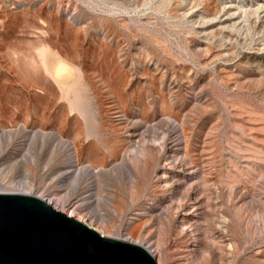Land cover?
Returning a JSON list of instances; mask_svg holds the SVG:
<instances>
[{"label": "rangeland", "instance_id": "374dc122", "mask_svg": "<svg viewBox=\"0 0 264 264\" xmlns=\"http://www.w3.org/2000/svg\"><path fill=\"white\" fill-rule=\"evenodd\" d=\"M191 3L0 0V182L158 264H264V14Z\"/></svg>", "mask_w": 264, "mask_h": 264}, {"label": "water", "instance_id": "95a60500", "mask_svg": "<svg viewBox=\"0 0 264 264\" xmlns=\"http://www.w3.org/2000/svg\"><path fill=\"white\" fill-rule=\"evenodd\" d=\"M0 264H157L143 247L106 238L45 201L0 194Z\"/></svg>", "mask_w": 264, "mask_h": 264}, {"label": "bare ground", "instance_id": "6f19581e", "mask_svg": "<svg viewBox=\"0 0 264 264\" xmlns=\"http://www.w3.org/2000/svg\"><path fill=\"white\" fill-rule=\"evenodd\" d=\"M191 5H192L191 0H183V6L184 7H188V6L191 7L190 10L186 11L187 12L186 14H189V15L190 14H197L196 13L197 11L193 10V7ZM221 7H222L221 10H219L220 12L218 13V14H220V16H214V17L209 18V16H206V15H199V19H201V21L203 23H205V22L209 23V22L216 21L218 19H222L225 16H227L226 17L227 19L232 20V24L229 26L232 28V27L239 26L243 22L244 19L246 20V18L256 17L259 21L262 19L260 17L261 14H264V0H221ZM255 24H257V22ZM233 29H235V28H233ZM56 73L59 74L60 71L56 70ZM23 128L26 129L25 125H23ZM38 134H42L40 137H42L43 139H45V137L48 138L46 136L47 134L43 131H38ZM5 181H7V179H5ZM5 181L0 182V194H22V195L33 196V197L39 198V199L45 201L55 211L63 213L64 215H66L67 218H72V219L88 226L89 228H91L93 230L95 229V231L96 230L98 231V229L92 227L91 225L86 224L84 222V219L76 218L75 216H73L71 214L64 213L63 209H60V207H62V208L65 207L64 200L61 199V197L47 195V194H49L48 192H50L51 187H52L54 182L53 183L51 182L52 184L50 183L47 186H45L43 191H37L38 188L35 186L34 183H32L31 179H29V177H27V175H25V177H23V179H21L20 181H17V182L10 181V180L7 182H5ZM33 181H35V177H33ZM67 193L69 194V192H67ZM100 235L103 237H106L104 235V233H102V232ZM106 238H111V237H106ZM113 239H115V238H113ZM117 240H119V239H117ZM124 242H126V241H124ZM143 248L145 249L146 247H143ZM145 250L148 251L147 248ZM151 256L155 259V257L152 254H151ZM155 261H156V259H155Z\"/></svg>", "mask_w": 264, "mask_h": 264}]
</instances>
